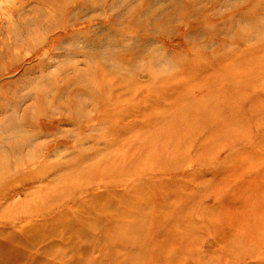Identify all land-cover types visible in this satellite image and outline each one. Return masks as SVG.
Here are the masks:
<instances>
[{"label":"rangeland","instance_id":"rangeland-1","mask_svg":"<svg viewBox=\"0 0 264 264\" xmlns=\"http://www.w3.org/2000/svg\"><path fill=\"white\" fill-rule=\"evenodd\" d=\"M258 214L264 0H0L6 264H263Z\"/></svg>","mask_w":264,"mask_h":264},{"label":"bare ground","instance_id":"bare-ground-1","mask_svg":"<svg viewBox=\"0 0 264 264\" xmlns=\"http://www.w3.org/2000/svg\"><path fill=\"white\" fill-rule=\"evenodd\" d=\"M254 75V74H253ZM164 145V144H163ZM142 150H143V152H147L148 151V149H143L142 148ZM149 162L152 164V165H149V163H148V166H151V167H154V166H156V167H160L161 165H162V161L160 162V163H154L153 162V160H152V158H150L149 159ZM123 165L124 164H122V165H120L121 167H122V171H125L126 172V174H128V175H131V174H133V173H135V172H137V171H132V169H130L129 168V165H126L125 167H123ZM142 165V164H141ZM124 168H128V169H124ZM143 169H140V170H138V171H142ZM67 195V193H65L64 195H63V197L64 196H66ZM62 197V198H63ZM31 199H33L32 198V196H31ZM55 204V203H54ZM50 205H52V204H50ZM51 206H47V208H50ZM65 214V213H64ZM255 220H261L262 221V224L264 225V217H261L260 216V214H258L257 216H256V218H255ZM137 223V222H136ZM37 226H39V225H36V224H32L31 226H29V227H24V226H19V228H21L24 232H25V235H29V236H32V233L31 232H29V231H32V230H34V227H37ZM35 231V230H34ZM250 232H251V234H252V239L253 240H255L254 242H256V241H259V242H262L263 241V239H259V240H257V236L250 230ZM51 234L52 235H50L49 237H53V236H59L58 238V241H55V242H52V244H50V245H52V247H55V245H57L59 248H58V252H59V254L58 255H55V253L53 254V263L54 264H57V263H60V264H81V262L83 261L81 258H77L78 257V255L77 254H66L64 251H67V250H63L64 248H67V247H70L71 246V243H67V239H66V236H65V234H64V232H59V233H57V232H51ZM4 235H5V238H4ZM13 236V233H10V232H5V234H0V237H2V238H4L3 240H1L0 239V264H6V262L7 261H4V260H8L5 256H3L2 254L3 253H1V251L2 250H5L6 248H8L9 247V245H11V247H13V246H21V247H23V248H25V249H28V250H30L31 248L33 249V250H35V248L37 247V245L39 244H35L34 243V239L33 238H27V237H20V238H14L15 240H12L10 243H8V241H6L5 239L6 238H9V236ZM45 239V238H44ZM43 239V240H44ZM53 244H55V245H53ZM80 244H81V246H82V248H85V249H87L88 248V246L90 247L91 246V244H92V242L91 241H86L85 240V238H84V240L82 241V243L81 242H77V243H75L74 244V246H76V247H79L80 246ZM36 245V246H35ZM246 245H248L249 247L250 246H252V244L251 243H246ZM30 247V248H29ZM46 249H48V248H44V251H43V254L45 255V254H47L48 252H49V249L48 250H46ZM57 252V253H58ZM79 253H83V252H79ZM22 254V253H21ZM107 254H108V252L105 254V256H101V257H99L96 261H100V260H102L104 257H106L107 256ZM55 255V256H54ZM73 255H75V257L73 258ZM20 258H23V255H21V256H19ZM76 258V259H75ZM216 260V259H215ZM93 262H95V261H93ZM101 264H107V261H106V259L105 260H103L102 261V263ZM264 264V263H263Z\"/></svg>","mask_w":264,"mask_h":264}]
</instances>
